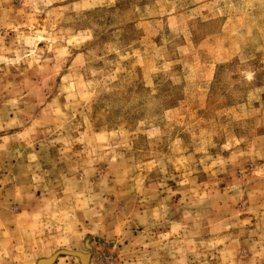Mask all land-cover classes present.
Here are the masks:
<instances>
[{"label": "rangeland", "instance_id": "1", "mask_svg": "<svg viewBox=\"0 0 264 264\" xmlns=\"http://www.w3.org/2000/svg\"><path fill=\"white\" fill-rule=\"evenodd\" d=\"M0 264H264V0H0Z\"/></svg>", "mask_w": 264, "mask_h": 264}]
</instances>
